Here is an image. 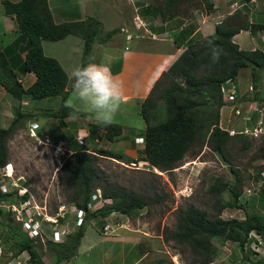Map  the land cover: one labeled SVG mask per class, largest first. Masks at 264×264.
Masks as SVG:
<instances>
[{"label":"trees","instance_id":"1","mask_svg":"<svg viewBox=\"0 0 264 264\" xmlns=\"http://www.w3.org/2000/svg\"><path fill=\"white\" fill-rule=\"evenodd\" d=\"M49 0H2V11L14 15L18 25L19 36L26 43V53L20 63V71L32 72L35 81L24 88L19 81L15 66L10 62L6 52L0 51V85L18 104L13 108L14 117L8 127H0V168L7 162L6 140L10 137L20 119L29 113L20 110L24 98L40 100L48 97L60 96L58 108L44 113L46 117L63 120L73 117H83L85 112L65 106L68 77L53 57L43 52L42 41H57L68 35L79 36L83 39V53L81 66L88 64L87 56L96 35L100 33L99 22L94 17H87L80 21L56 23L49 9ZM177 0H165L166 4L158 13L167 12L173 15ZM205 1L207 10L212 8V2ZM243 3L249 0H241ZM238 11L229 15L215 26L213 36L200 38L188 42L182 52L175 57L172 63L161 73L153 84L150 92L141 104V115L145 120V129L141 133L142 147L139 155L132 158L123 154L113 153L110 150L94 146L93 148L75 149L68 154L59 171L65 172L72 183L70 202L77 208H85L90 200L91 193L101 189L103 195L111 199V204L103 206L94 212H86L82 225L73 232H69L61 242L50 241V247L56 253V263L70 260L78 252L81 238L84 234L87 221L94 217L108 218L114 212L132 216L148 205L147 198L133 190L113 184L109 176L100 168L99 158L112 157L123 162L138 163L144 161L151 168L170 172L183 157L191 151L197 143L207 140V146L213 152L226 158L227 145L233 140L247 143V137L239 134L230 136L220 128V109L222 100L221 85L231 78L235 80L240 68L251 70L252 84L256 87L258 71L264 70V51L260 49L243 50L233 41V36L241 29H248L251 34L264 30V23H251L248 16L235 19ZM211 39L222 49L219 61L213 63L211 51L207 45ZM263 83V82H262ZM257 88V87H256ZM122 134L119 123L103 125L99 122L88 123L87 138L90 143H97L102 138L115 141ZM234 181H222L216 178L208 187V191L216 196L228 191L232 201L219 204L217 212L210 217L204 210L194 205H188L178 211L176 224L170 237L179 244L186 246L192 254L201 259L196 264L212 262L216 247L213 240L230 241L235 243L240 251L244 252L245 242L249 233L255 231L264 240V211L259 209L245 212L242 218H223L221 212L226 207H239L240 177L232 169ZM264 171L263 165L258 170L257 178ZM153 175H158L151 170ZM15 195L18 202L24 201L28 194L0 192V204L8 197ZM259 202L264 203V183L259 191ZM159 200L158 197L154 198ZM64 219L59 218L62 223ZM105 223L102 225V231ZM5 229L10 236L9 251L13 256L26 252L33 263L42 264L35 239L23 231L20 224L15 222L12 213H6L4 222H0V229ZM163 232L164 242L168 241ZM250 264H264V257L256 260L245 256ZM153 264H174L164 258L156 259Z\"/></svg>","mask_w":264,"mask_h":264},{"label":"rangeland","instance_id":"2","mask_svg":"<svg viewBox=\"0 0 264 264\" xmlns=\"http://www.w3.org/2000/svg\"><path fill=\"white\" fill-rule=\"evenodd\" d=\"M75 1V3L81 2L85 7L86 13H92L95 21H98L100 18L102 25L107 24L111 28L118 26L122 21H125L124 17H126V13H131L134 14V19L138 22L136 25L138 30L145 28L146 24L142 19L143 13H140L142 10L141 7L134 6L133 8L130 5V9L127 12V7L126 5L123 6V3H128V0ZM146 1L155 2L156 5L164 3V0H142L143 3ZM180 2L183 6L181 10L188 12L192 8L195 9L200 0H181ZM127 16L130 17L129 14ZM98 28L102 32L101 23ZM100 35L101 33L96 35L95 38ZM123 38L119 27L114 32H102L101 39L103 40V45L101 43H95V46L104 47L103 51L105 56L102 58L104 63V57L106 59L110 55L119 59L120 55L126 52L124 50L125 43ZM79 40L83 39L75 35H68L63 41L44 40L46 42L44 47L47 54L50 53L48 48L49 44H57L56 54L57 52L60 53L63 49L67 52V60H70L72 65L68 64L64 59L62 65L64 70L67 71L68 78L71 71L79 66L82 59L83 43L77 44ZM93 43L87 56L88 64L89 61L93 60L95 49H99V47L94 49ZM136 45H142L139 39H134L128 47L130 48ZM106 65H109L110 71L114 73L115 68L119 64L106 62ZM258 74V81L261 83L257 86V90L260 91V95H264V70H259ZM241 81L243 83H250L252 81H250L247 70H244L241 74ZM69 84L70 90L67 95L68 98L73 95V89L71 87L72 81L70 79ZM25 101L28 102H21L20 110L30 115L20 119L14 131L6 140L7 162L5 164H10L11 176L5 178L0 177V180L5 179L10 184L16 183L18 186L17 192H26L28 197L25 201L32 206V210H38L41 213V217L50 215L56 218H62L60 216L64 215V222H69V230L73 232L76 229L74 225V205L69 199L72 192V183L65 172L59 171L63 161L75 149H91L94 146L110 150L113 153L136 158L140 154L139 150H141L142 142L140 138H133L132 132L143 133L145 120L140 110L132 103H122L113 122L119 123L122 126H129L131 131L126 128L125 137H119L113 142L102 138L95 144L90 143L87 138V125L90 122H97V120L94 114L80 105L79 102L76 104V109L84 111L85 116L79 118L73 117L71 118L73 121L66 125L65 120H63L64 123L62 124L59 118L46 117L44 115L46 112L57 109L53 103H56V106H58L60 96L40 100L28 98ZM17 104L18 102L12 97L8 99L0 96V127L9 126L14 117V105L16 106ZM225 107L230 106L225 105ZM40 120L45 122V126L43 127L45 131L41 128L40 122L38 124L39 128L35 130L36 137H31L29 131L31 123H38ZM62 126L68 129L63 131ZM52 128H55L57 132L54 133L51 130ZM55 134L59 135L55 136ZM46 136L52 144L63 141L62 151L55 152L50 145L42 143L46 139ZM77 136L83 140L82 145L77 143ZM137 137L139 136L137 135ZM247 140V143L238 139L229 142L226 158L223 159L220 155L210 150L205 139L202 143L195 144L191 151L170 172L160 171L155 167L153 169L144 161H139L135 164L132 162H123L112 157L99 158L98 164L109 176L111 183L142 194L148 201V205L145 208L132 216L114 212L105 222H112L117 228L126 225L128 228L134 227L147 231L149 236H151L150 240H152L154 248L159 245L157 244L158 240H161L159 236H162L163 232H165L168 241L163 242L164 238L162 236L161 242H163L166 249L163 248V245H159L163 251L153 255L154 261L158 258H164L171 260L174 264L198 263L201 258L198 255L192 254L183 244L174 241L170 237V232L174 231L178 211L186 206L194 205L212 217L216 214L219 204L232 201V197L228 191L218 196L208 191L209 185L216 178L222 181H234L232 169L236 170L240 177V198L237 203L239 207L224 208L221 212V217L242 218L245 212H250L255 209L264 211V203L259 202L260 200L258 199L261 185L264 183V171L257 178L258 170L263 165L264 136L258 139L248 138ZM151 170L158 175H153ZM155 197H158L159 200L155 201ZM22 202H18L15 195L4 200L0 204V222H4L6 213L9 211L13 212L12 207L19 208ZM13 219L21 226V223L14 216ZM102 222L103 218L100 216L89 219L86 224L88 232L93 235L96 227H99ZM55 226L60 228L62 224L52 223V226L44 225L42 228L43 238H37L35 241L42 264L56 263V253L49 244L51 241V230ZM115 231L117 232V229ZM213 242L216 247V253L213 255L212 262L208 264H250V262L244 260L245 256H248L252 260L264 257V245L256 247L251 244V249H248L246 252H241L238 246L230 241L221 242L220 240L214 239ZM10 243L11 240L7 231L3 228L0 229V264H39L31 262L26 252L13 256L9 251ZM146 244L143 241L142 245L146 246ZM254 247L256 248L253 249ZM253 251L256 253L253 254Z\"/></svg>","mask_w":264,"mask_h":264},{"label":"crops","instance_id":"3","mask_svg":"<svg viewBox=\"0 0 264 264\" xmlns=\"http://www.w3.org/2000/svg\"><path fill=\"white\" fill-rule=\"evenodd\" d=\"M180 1L181 0H177L175 2V8L172 10V12H174L173 15H169L167 12L163 14L158 13V10L165 6V0L161 5H156V3L152 1L143 3L142 0H128V3L124 2L125 4L123 3V6L126 5L127 12L130 9V5L133 6V8L134 6L141 7L142 10L140 13H143L142 19L146 25L144 29L140 30H138L136 26L138 22L134 19V14L131 13H128L129 16L131 14L130 17H128L126 13V17H124L125 21H122L121 24L112 28L111 26H107V24L102 25L101 19H98L101 23L102 32H114L119 27L120 32H122V37H124V50L126 52L120 55L119 59L108 55L106 59L104 57V63L102 61L103 56H105L103 51L104 47L95 46V43H101L103 45V40L101 39L102 32H100L101 35L97 37L93 43L94 49L98 47L99 49H95L93 60L89 61V63L103 65L109 70L110 67L106 65V62L119 64L118 67L115 68L114 73L110 72L122 82L125 92L124 103H132L139 110H141V104L155 81L172 63L175 57L182 52L184 46L188 42L213 36L215 33V26L237 11L238 15H236V20L238 18H243L244 14H246L249 22L264 23V0H249L245 3L241 0H209L213 5L210 10L206 9L205 1L200 0L198 6L195 9H190L188 12L181 10L183 6ZM1 2L2 0H0V51L6 52L10 62L15 66L14 71L19 81L24 88H27L35 81V75L32 72L23 73L20 71V63L23 61L26 53V43L19 36L18 25L14 15L5 14L2 11ZM75 2V0H49V9L54 22L80 21L88 16L93 17L92 13H86L85 7L81 2ZM126 33L132 34L130 41H126ZM67 37L58 41H63ZM134 39H139L142 45L131 46L129 48L128 45H130ZM233 41L243 50L260 49L264 51V30H258L256 34L253 35L248 29H241L233 36ZM80 43H83V40L77 42V44ZM45 44L46 42L43 40L42 48L46 56L57 59L62 67L63 59L68 62V64L72 65L71 61L67 60V52L64 49L56 54L57 44H49L48 48L50 53L47 54L44 47ZM244 70L249 72L250 81L252 80L251 70L247 67L240 68L234 80L241 97L239 102H246V98H249L248 87L252 82L243 83L241 81V74ZM65 72L67 74L66 70ZM69 85L68 78V91L70 90ZM258 95L260 94L258 93ZM0 96L11 99V96H9L1 85ZM49 98L51 97L45 99ZM25 99L28 100V98H24L21 102L27 103L28 101L26 102ZM53 104L55 108H58L56 103ZM228 105L230 107H223L220 109V125L233 127L238 124V120L231 112V104ZM74 108L76 109V107ZM70 119L71 118L65 119L66 125L73 121V119ZM40 122L41 128L44 130L43 127L45 126V122L40 120L37 124H40ZM126 128L131 131L129 126H122V138L126 136ZM66 129L68 128H62L63 131ZM51 130L54 133L57 132L55 128ZM58 135L55 134V136ZM137 135L140 136L141 132H132L133 138H136ZM108 217H110V215ZM106 219L107 217L103 219L99 227H96L93 235L85 228L77 254L70 260L60 264H153V255L163 251L161 246H159L163 245L164 242H161V235L159 236L161 240L157 242L159 245L154 248L152 240H150L151 236H149L147 231L140 230L139 228H128L125 225L118 227L115 234H103L102 225L106 223ZM143 241L147 243L146 246L142 245ZM163 248L166 249L164 245ZM165 251L168 252L167 250Z\"/></svg>","mask_w":264,"mask_h":264},{"label":"built area","instance_id":"4","mask_svg":"<svg viewBox=\"0 0 264 264\" xmlns=\"http://www.w3.org/2000/svg\"><path fill=\"white\" fill-rule=\"evenodd\" d=\"M131 38L132 34L126 33V41H130ZM248 91L250 94V99L246 98V102H239L241 97L235 81L231 78H228L222 83L221 93L223 102L226 104H231V112L233 116L238 120V124L234 125V128L231 127L227 130L230 135L239 134L247 136L251 139H258L264 136V95L262 97H258V90L252 83L249 85ZM37 128L38 124L36 122L31 123V126L29 128L31 137H36L35 130ZM76 139L79 145L83 144V140L81 139V137L77 136ZM140 140L142 141V138H140ZM42 143H44L45 145H50L55 152L62 151V147L64 145L63 141L52 144L47 136L46 139L42 141ZM10 169V164H5L2 168H0V177L5 178L11 176ZM17 187L18 186L16 183L10 184L5 179L0 180V192L3 194L16 192L18 190ZM17 193L21 194L23 192L18 191ZM111 202V199L105 197L99 188L95 189L91 193L90 200L88 201L84 209L74 206L75 227L82 225L86 212H94L101 209L107 204H111ZM11 209L13 211V216L21 223L23 231L33 239L43 238V226H52V223L62 224L60 228H57L55 226V228L53 227V229L51 230L50 239L53 242L63 241L66 235L70 232L68 221H63L62 223H60L58 222L59 218L50 215L41 217V213L38 210H32V206L25 200L20 204L19 208L12 207ZM60 217H62L63 219V217L65 216L63 215ZM43 222L44 224H42ZM115 229H117V227H115L112 222H106L103 227V234H115ZM251 244L256 247H258L259 245L262 246L264 245V240L258 233H256L255 231H251L249 233L248 240L245 242L244 252H246L248 249H251ZM256 247H254L253 249H255ZM255 253L256 252L253 251V254Z\"/></svg>","mask_w":264,"mask_h":264},{"label":"clouds","instance_id":"5","mask_svg":"<svg viewBox=\"0 0 264 264\" xmlns=\"http://www.w3.org/2000/svg\"><path fill=\"white\" fill-rule=\"evenodd\" d=\"M207 45L211 51L212 62H218L222 49L215 45L211 39H208ZM69 79L72 81L71 87L73 89V95L69 96L65 101V106L68 108H74L76 107L77 102H79L80 105L84 106L88 111L94 114L97 122L103 125L113 123L114 117L119 111L121 104L125 102V92L122 82L119 81L107 67L95 63L75 67L71 71ZM259 92L260 91L257 92V96ZM259 96L262 97L263 95L261 94ZM225 105L228 104L224 103L221 108ZM220 128L228 132L227 129L231 127L220 125ZM136 138L142 137L139 136ZM141 142H143V139Z\"/></svg>","mask_w":264,"mask_h":264}]
</instances>
